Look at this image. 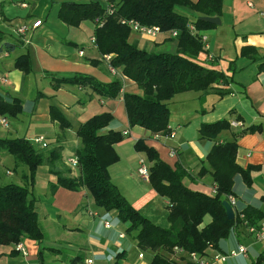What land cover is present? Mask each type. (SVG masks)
I'll return each mask as SVG.
<instances>
[{
  "label": "crops",
  "instance_id": "1",
  "mask_svg": "<svg viewBox=\"0 0 264 264\" xmlns=\"http://www.w3.org/2000/svg\"><path fill=\"white\" fill-rule=\"evenodd\" d=\"M63 1L66 0H0V98L18 97L22 101L16 116L0 114V120H7V125L0 122V137L22 136L35 141L39 149L46 152L61 147L60 159L52 168L79 179V167L67 163L68 158L76 156L80 146L77 130L90 117L110 113L112 119L101 132L120 131L123 135L127 131L123 139L114 144L118 160L108 167L110 179L136 210L163 227L169 225L168 200L156 192L148 177L143 178L138 173L140 159H145L149 167L151 162L134 143L142 139L162 160L186 172L183 183L187 187L213 195L214 181L210 172L199 174V171L202 166L209 170L206 157L213 145L235 141V160L241 167L250 169L251 178L250 184L240 174L233 178L235 211L238 213L248 207L258 209L263 213L258 224L264 223V0H222L220 24L203 30L208 49L200 51L196 59L207 67L223 71L229 76V82L214 84L204 91L174 94L167 100L168 133H152L144 127L129 125L123 93L142 95L143 90L122 74L119 67L115 74L109 71L92 41L93 21L69 25L58 18ZM75 1L105 4L104 0ZM187 10L192 18L193 13ZM36 22L39 25L34 28ZM21 25H25L27 31L19 36L16 30ZM18 38L20 42L13 50L4 49L3 41L16 42ZM128 41L149 52L175 53L177 50V40L169 31L150 37L131 30ZM25 52L29 54L32 67L27 73L14 65L15 58ZM75 73L90 75L103 84L118 79L122 82L120 93L108 98L88 85L62 83L54 87L49 77L50 74L66 77ZM51 106L58 108L68 120V126H60L51 117ZM223 118L228 120L229 127L216 137L200 135L202 124ZM233 120L242 126L231 125ZM249 127L253 130H248ZM42 166L49 187L56 183L57 176L48 171L49 166L39 167ZM39 198L42 239L40 242L22 239L25 253L17 250L15 244L0 245V264H77L85 257H93L95 264H149L154 252L140 249L135 231H126L127 223L120 221L115 210L98 207L85 186L74 190L60 186L51 195L42 193ZM65 214H69V221ZM209 220L208 215L203 218L204 222ZM106 221L109 226H105ZM239 244H243L246 251L229 255ZM204 251L208 257L215 253L228 255L225 260H213L211 264H256L264 255V238L256 239L239 222L220 240L217 248L207 246ZM180 263L187 264L184 260Z\"/></svg>",
  "mask_w": 264,
  "mask_h": 264
},
{
  "label": "trees",
  "instance_id": "2",
  "mask_svg": "<svg viewBox=\"0 0 264 264\" xmlns=\"http://www.w3.org/2000/svg\"><path fill=\"white\" fill-rule=\"evenodd\" d=\"M34 2L36 0H33ZM114 11L106 13V5L99 1H63L57 16L69 25H78L83 20L94 23V43L102 55L111 54L110 63L119 67L122 74L135 81L143 94L123 93L128 123L141 126L152 133L169 132L170 110L167 104L174 94L188 91H204L217 83H228L229 76L223 71L200 63L196 56L205 51L198 37L191 33L189 25L203 32L214 24L200 20V16H219L222 0H109ZM186 7L193 13L178 10ZM132 20L147 26H157L161 31L177 30V50L173 52H149L128 41L130 27L121 20ZM103 21L102 24H99ZM2 37L0 34V41ZM20 42L3 41L6 51L13 50ZM245 51V49H243ZM242 50V51H243ZM17 69L27 73L32 70L28 52L15 58ZM52 85H88L103 97H116L122 82L118 79L103 84L87 74L72 76L49 75ZM22 101L18 97L9 100L0 98V114L16 116ZM51 117L60 126L69 125L68 120L51 106ZM112 119L110 113L90 117L79 126L77 136L80 146L76 150L79 179L68 177L65 171L54 170L52 166L61 156V147L42 151L24 137L1 138L0 151H6L29 167L33 178L41 165L49 166L48 171L57 176L51 189L65 187L71 190L85 186L92 194L95 204L105 210H115L120 221L127 223L126 231H135L140 249L154 252L149 264H181L170 256L173 248L179 246L187 251L202 252L210 244L217 248L221 239L226 238L240 222L236 212L234 219L228 220L222 201L234 195L233 178L240 174L250 184V169L237 164V143L226 141L213 145L207 154L208 167L202 166L199 174L209 171L214 181V194L193 190L183 183L186 172L172 167L162 160L157 151L138 139L134 146L143 151L151 162L148 179L151 186L168 200L167 219L169 225L160 226L136 210L111 181L108 167L118 160L114 144L123 139L120 131L101 132ZM229 127L223 118L213 123H204L199 132L204 138H214ZM248 130H253L249 127ZM250 224L257 225L263 213L251 207L242 211ZM208 215L210 220L204 222ZM43 231L39 224L37 199L25 185L16 183L0 184V245L16 244L24 238L40 242ZM264 264V255L256 260Z\"/></svg>",
  "mask_w": 264,
  "mask_h": 264
},
{
  "label": "built area",
  "instance_id": "3",
  "mask_svg": "<svg viewBox=\"0 0 264 264\" xmlns=\"http://www.w3.org/2000/svg\"><path fill=\"white\" fill-rule=\"evenodd\" d=\"M105 5H106V13H111L114 11V5L111 3L109 0H104ZM103 21H100L99 24H102ZM122 23H126L129 25L131 30H134L142 35H147L150 37H155L157 36L161 30L157 26H147V25H142L139 24L136 21L132 20H121ZM39 25L38 22L33 24V27H37ZM189 30L191 31L192 34L196 35L198 39L201 41L204 49H208V43H207V36L204 32H201L198 30L194 25H189ZM27 31V27L25 25H21L17 28L16 32L18 35H24L25 32ZM172 37H176L177 35V30L173 29L169 31ZM92 41H94V38L92 37ZM82 53V51H80ZM209 56V55H208ZM103 59L106 61L108 65V69L112 74H115L117 72L116 67H114L111 63L110 60L112 59L111 54H105L103 55ZM1 124L7 125V120L6 118H1L0 120ZM231 125L233 126H239L241 127L242 124L239 121L233 120L230 122ZM127 131L123 132V135H126ZM42 137L38 138L37 141H41ZM45 143H42V146H45ZM67 163L70 164L72 167L78 166V158L77 156H73L67 159ZM138 173L143 177L147 178L149 175V166L148 163L145 159H140L139 160V167H138ZM227 200L232 208L235 211V207L237 206V200L234 195H228ZM240 222L244 224L249 232H251L254 237L258 240H261L264 238V223H260L257 225L250 224L249 221L246 219L245 214L242 211L238 212ZM105 226H109V223L107 221L105 222ZM121 235V234H120ZM16 249L21 251L22 253H25L24 247L22 242H18L15 244ZM208 246H211L210 244ZM212 247V246H211ZM246 247L243 244H239L236 250H231L229 251V255H235L237 253L245 252ZM140 257H142V253L139 254ZM227 254H222V253H215L213 256L208 257L205 255V251L202 252H196V251H187L179 246H175L171 252V257L174 258L177 261H182L184 260L185 263L187 264H211L213 260H225ZM77 264H95L94 258L93 257H85L82 259L79 263Z\"/></svg>",
  "mask_w": 264,
  "mask_h": 264
},
{
  "label": "rangeland",
  "instance_id": "4",
  "mask_svg": "<svg viewBox=\"0 0 264 264\" xmlns=\"http://www.w3.org/2000/svg\"><path fill=\"white\" fill-rule=\"evenodd\" d=\"M177 9L185 13L188 12L186 7L179 6ZM188 17L192 19L190 14H188ZM31 141L33 142L34 147L39 149L37 143L33 140ZM43 170H44L43 166L39 167L36 173L34 174L33 178H31L29 167L26 164L18 161L14 157V155L9 152L3 150L2 152L0 151V184L16 183L27 186L30 189V191L33 193L35 198L37 199L38 214H39V208H41L39 195L42 193L51 195L53 191V189H51L50 186L48 187V183L46 182V177ZM65 215L67 220L69 221L70 220L69 214H65ZM105 217L108 221L110 222L113 221V219H111L110 216L109 217L105 216Z\"/></svg>",
  "mask_w": 264,
  "mask_h": 264
},
{
  "label": "water",
  "instance_id": "5",
  "mask_svg": "<svg viewBox=\"0 0 264 264\" xmlns=\"http://www.w3.org/2000/svg\"><path fill=\"white\" fill-rule=\"evenodd\" d=\"M200 20L218 25L220 24V18L218 16H200L199 17ZM222 204L225 207V211H226V217L228 220H232L234 219V209L232 208V206L230 205V203L227 200H223Z\"/></svg>",
  "mask_w": 264,
  "mask_h": 264
}]
</instances>
